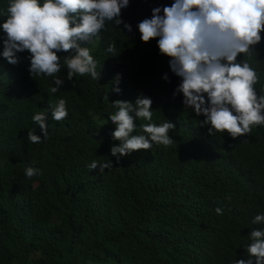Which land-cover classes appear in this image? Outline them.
Wrapping results in <instances>:
<instances>
[{"label": "trees", "instance_id": "16d2710c", "mask_svg": "<svg viewBox=\"0 0 264 264\" xmlns=\"http://www.w3.org/2000/svg\"><path fill=\"white\" fill-rule=\"evenodd\" d=\"M8 3L0 0V9ZM173 3L129 0L120 19L131 32L123 23L107 22L99 40L82 45L97 62L98 80L90 74L67 80L64 56L70 53L59 52L61 72L55 75L64 83L50 93L54 78L30 75L27 50L17 53L15 66L0 57V264H234L247 259L250 231L264 228L251 222L264 213V126L253 125L235 139L226 132L210 135L209 126L199 123L205 117L185 108L182 93L173 95L181 78L172 72L171 58L160 53L158 37L143 42L137 28L154 8ZM4 19L0 16V23ZM261 36L251 59L237 57L257 72L258 95H264V32ZM112 43L115 51L109 53ZM140 94L153 101L152 123L175 124L169 134L179 137L178 145L137 150L117 162L107 150V128L115 127L108 116L118 110L112 103L134 102ZM58 99L67 101L68 111L59 122L51 118ZM37 112L48 115L46 137L32 119ZM134 123L133 134H144L140 125L148 121ZM32 131L40 143L28 139ZM106 160L113 168L88 167ZM28 166L40 174L27 178Z\"/></svg>", "mask_w": 264, "mask_h": 264}, {"label": "clouds", "instance_id": "9594fccd", "mask_svg": "<svg viewBox=\"0 0 264 264\" xmlns=\"http://www.w3.org/2000/svg\"><path fill=\"white\" fill-rule=\"evenodd\" d=\"M128 4L129 0H43L42 4L38 0H9L6 10L0 9V16L5 17L0 23L4 33L0 57L15 66L20 63L17 53L27 50L30 75L54 78L50 93L58 92L64 83L55 75L61 72L59 52L70 53L64 56L67 80L73 81L76 74H90L98 80L97 62L90 49L82 45L99 40L107 22L123 23L124 29L131 32V26L120 19L121 9ZM137 28L143 42L159 38L160 53L171 58L170 68L181 78L173 95L182 93L185 108L205 117L199 123L209 126L210 135L226 132L235 139L250 133L253 125L264 126V95L254 89L258 74L249 62L237 59L239 54L251 59L254 46L262 40L264 0H174L171 6L154 8L151 18L143 19ZM107 51L114 52L115 44H109ZM115 79L118 84L119 75ZM112 90L121 92L119 87ZM152 103L143 94L134 102L112 103L118 110L108 116L115 127L107 128V150L117 162L137 150L153 147L160 151L178 145L179 137L169 134L175 124L167 120L159 125L151 122ZM47 116L46 112H37L32 117L43 137L48 134ZM67 116V101L58 99L52 106L51 118L59 122ZM138 118L148 121L140 125L144 134H133L134 120ZM27 137L33 143L41 142L34 131ZM98 165L100 171L113 168L110 160L92 161L88 167L96 169ZM24 174L32 178L40 170L28 166ZM215 211L217 215L223 213L220 207ZM251 222L264 224V213L255 215ZM249 239L247 259H236L234 264H253V258L255 264H264V228L252 229Z\"/></svg>", "mask_w": 264, "mask_h": 264}]
</instances>
